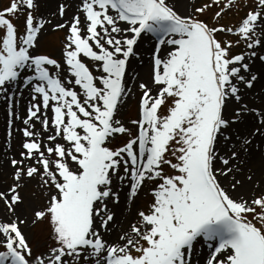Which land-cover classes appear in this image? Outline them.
Here are the masks:
<instances>
[{"label": "snow or ice", "instance_id": "obj_1", "mask_svg": "<svg viewBox=\"0 0 264 264\" xmlns=\"http://www.w3.org/2000/svg\"><path fill=\"white\" fill-rule=\"evenodd\" d=\"M49 4L0 9V99L7 136H23L5 153L0 264H194L205 245L204 264H264V191L245 196L237 178L264 173V0L233 26L220 20L239 0H56L48 16ZM54 18L52 30L66 29L59 55L41 50ZM146 38L155 43L142 50ZM143 51L151 70L132 85ZM133 86L137 117L126 121ZM32 180L46 203L31 224L46 223L52 241L38 252L17 211ZM145 187L152 199L136 206ZM122 194L135 213L127 227Z\"/></svg>", "mask_w": 264, "mask_h": 264}, {"label": "rangeland", "instance_id": "obj_2", "mask_svg": "<svg viewBox=\"0 0 264 264\" xmlns=\"http://www.w3.org/2000/svg\"><path fill=\"white\" fill-rule=\"evenodd\" d=\"M195 2L197 4H199L200 2H202V0H195ZM9 3H10V0H0V9H3L4 7L8 6ZM239 3L242 5V10H240L239 13H237V10L235 8H233L232 11L225 13L223 15L222 19L220 20L221 24H225V25H229V26L237 25L239 23L241 17L245 14L246 11H248V8L253 6L254 0H239ZM245 3L248 5V7H243V5ZM55 10H56V3L54 5L53 9L50 11V13H48V16H50L51 12H54ZM183 10L184 9H182L181 11H183ZM215 10L216 9L214 8L213 12ZM213 12H209L207 14V18L209 19V22H211V20H212ZM71 15H72V12L69 11L68 17H65V18L66 19L70 18ZM22 21H23V17H21L20 21L14 20L15 23H22ZM56 22H59V18H54L53 23L47 25L48 31H46L41 38V50L42 51H49V52H52L56 55H59V51H60V48L62 47V41L64 39L66 29H64V30H52L53 24ZM228 38L229 39H235L234 36H229ZM154 43H155V40L152 41V39H149L148 45L144 46L142 44L141 49L142 50L143 49H152ZM241 47H243V45H241ZM239 50L240 49L234 48L233 52H237ZM144 53H145V51L142 52V54H144ZM146 58L149 60L148 62L150 65V70H151V63H150L151 56L149 55L148 51H146ZM132 64L134 67H140L143 65V60L140 58H137L132 62ZM138 82H139V80L137 79L135 81V83H138ZM260 88H261V86L257 85L256 91L259 92ZM133 90H134L133 94L129 97L128 104L123 111V116H124L126 121L137 117V103H138L140 93L134 86H133ZM17 98L20 100V103L16 106V108L19 111V113L22 110V112L20 114L23 115V110L27 105V101H25L26 97L21 98L18 96ZM251 99L254 100L256 104L260 103V99L257 98L256 96L251 97ZM0 102L5 104L2 99H0ZM3 110H4V113L0 112V163H1V161H5L7 159V157H5V153H7L8 157H10L14 153L19 151V144H20L21 140L23 139L22 133L15 132V131L13 133L12 138H9L7 136V109H6V105L4 106ZM49 114H51V113H49ZM16 126L22 127V125H20L19 121H16V124L14 125V127H16ZM129 126L131 127L130 123H129ZM37 128H40L39 124H37ZM16 135H18L20 138L18 142H15V136ZM14 147H16V148H14ZM8 166L10 168V172L8 173L9 175L7 178L2 179V184H1L0 190H5L12 183V180H11L12 169H11L10 165H8ZM255 169L256 168H253L252 171L255 172ZM249 174L250 173L248 172V169L245 168L243 170V173L239 174L237 176L238 179H241L244 182L243 186L246 189H242L243 194L245 196H251L253 194L258 195L261 191H264V184L261 186L259 184V186L257 187L256 182L258 180L257 179L255 180V175L253 176V180L251 182L246 179V176ZM230 179H231V177H230ZM21 193L24 196V204H25V209L23 210V213L21 214V216L26 217L27 220L29 221V223L22 225V228H23L24 232L26 233V235L29 237L30 242H32V244H33V251L34 252L43 251V250H45V248L47 246H49L52 243V241L50 240V236H49L50 229L48 228V225L44 222H38L35 225H32L31 220L34 218L33 217L34 211L40 210L41 208L44 207V205L46 203V195H44V189L39 187L37 180H32V181L28 182L27 185L21 190ZM151 199H152V196L150 194L149 188L145 187V189L139 194V198L136 200V206L146 207L147 204L151 201ZM121 204H123L124 209L127 211L126 213L129 212L128 213L129 215H130V213H131V215L135 214L134 213V207L129 205V203L125 200L123 194L121 196ZM131 215H130V219H131ZM128 220L122 222V225L124 227H127ZM119 226L115 225L114 227L119 228ZM116 235H118V232H114L112 234L111 238H114V237L116 238ZM198 247H200L202 250H201L199 255H194V257H193L194 264H195L196 260H200L202 258V256L205 254V252H209L206 245L205 246H198ZM201 263L204 264V260Z\"/></svg>", "mask_w": 264, "mask_h": 264}, {"label": "bare ground", "instance_id": "obj_3", "mask_svg": "<svg viewBox=\"0 0 264 264\" xmlns=\"http://www.w3.org/2000/svg\"><path fill=\"white\" fill-rule=\"evenodd\" d=\"M55 3H56V0H50L49 9L48 10H45V14L46 15H48V13H50V11L53 9ZM182 9L183 8H181V10ZM148 41H149V39L146 38L144 40V42H143V45L144 46H147L148 45ZM149 55H150V53H149ZM140 59L143 60V65L140 66V67H134L133 64H132L131 65V69H130V74H131V76L137 77L138 80H146L148 78V76H149V73H150V65H149V62H148L149 60L146 58V51H145L144 54L141 55ZM135 81H130V84H132V85L135 84ZM262 83H264V82H262ZM258 85L261 86V84H258ZM23 97H26L25 98V101H28L29 97H28V94L26 92L24 93V96ZM4 106H5V104H3V103L0 102V112L1 113H4V110H3L4 109ZM21 112H22V110L20 111V113ZM19 139H20L19 136L16 135L15 136V142H18ZM14 148H16V147H14ZM0 165H3L2 170H0V188H1L2 179H5V178L8 177V175H9L8 173L10 172V168L5 163V161H1ZM256 179L258 180L256 183L260 182L259 183L260 186L264 184V173H262L261 170L258 169V168L255 169V180ZM242 189H246V188L243 186L242 188L238 189V192L243 194V190ZM24 209H25V204L24 203L22 205H19L18 206V209H17L18 214L21 215L23 213V210ZM115 210L117 211V220L120 221L121 223L123 221H127L128 219H130V215L128 214L129 212L126 213L127 211L124 209L123 204H121ZM3 215H4L3 203L0 202V216H3ZM118 226H119V224H118ZM114 238H111V239L114 240ZM208 255H209V252H205V254L200 259V263L203 262L204 258H206Z\"/></svg>", "mask_w": 264, "mask_h": 264}]
</instances>
